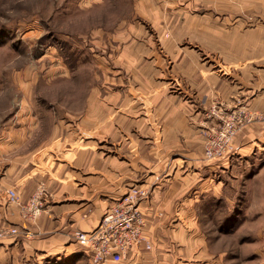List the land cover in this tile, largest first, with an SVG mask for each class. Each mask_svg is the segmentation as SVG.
Returning <instances> with one entry per match:
<instances>
[{"label":"crops","instance_id":"0c3cea01","mask_svg":"<svg viewBox=\"0 0 264 264\" xmlns=\"http://www.w3.org/2000/svg\"><path fill=\"white\" fill-rule=\"evenodd\" d=\"M132 3L141 20L132 17L121 27L119 67L125 66L128 76L117 79L109 122L116 146L125 155L107 159L110 171L103 172L102 147L96 140L81 144L74 162L50 182L53 199L47 200L46 209L34 221L25 217L22 206L0 199V223L9 220L30 232L18 240L0 239V264H17L25 255L58 254L76 246L83 250L72 240L70 229L92 230L110 204L136 182L150 186L141 208L150 220L146 236L152 249H135L127 259L112 264H211L203 250L191 253L187 245L206 242L198 228L226 188L216 179V171L230 169L234 161L248 162L241 158L264 149V120L255 118L264 113V100L261 94L250 99L247 109L254 120L237 133L236 154L218 163L204 162L202 131L209 124L204 108L216 98L230 100L242 89L224 75L225 70L221 75L222 68L253 66L264 57V26L247 24L264 20V0ZM217 37H223L228 51L235 45L240 57L215 59L213 53L221 50ZM247 52L255 56L241 55ZM103 126L100 122L91 128L96 135L89 138H96ZM23 169L18 168V190L28 198L38 180ZM263 172L264 165L256 177Z\"/></svg>","mask_w":264,"mask_h":264},{"label":"rangeland","instance_id":"374dc122","mask_svg":"<svg viewBox=\"0 0 264 264\" xmlns=\"http://www.w3.org/2000/svg\"><path fill=\"white\" fill-rule=\"evenodd\" d=\"M132 2L0 0V187L5 188L0 189L1 200L24 209L43 190L39 196L40 213H43L47 200L53 199L48 191L50 182L74 162L81 144L96 140L97 146L102 147L103 172L110 171L107 159L125 155L116 146L109 122L117 79L128 76L125 66L119 67L120 42H123L120 39L124 38L121 27L132 17L141 20L134 15ZM247 24L264 26V20ZM217 38L221 50L213 53L215 59H234L233 54L236 59L240 57L235 45L228 51L222 45L223 37ZM229 38L237 40V36ZM241 55L255 56L254 52ZM249 65L222 68L221 75L225 70L224 75L237 81L242 89L230 100L216 98L204 108V118L209 121L202 131L205 143L207 134L213 127L218 128L223 119L245 120L238 126L232 140L233 150L227 156L236 154L237 133L254 120L247 109L250 99L261 94L264 100V57ZM123 82L124 87L127 81ZM255 118L264 120V113ZM100 122L104 124L103 132L90 139L89 136L96 135L91 128ZM241 159L248 162L234 161L230 169L216 171V179L226 188L220 202L205 214L202 227L198 228L199 234L206 236V242L187 245V251L193 253L203 250L204 259L211 264H264V172L255 175L264 165V149ZM204 162L209 161L204 159ZM21 167L24 173L31 172L38 180L28 198L18 190ZM10 190L20 195V204L10 199ZM37 216H31V211L25 213L29 221ZM13 227L17 233H7L0 239L18 240L25 236L27 230L18 223L9 220L0 223V229ZM74 230L78 229H70L73 241ZM22 258L17 264H93L84 249L77 246L58 254Z\"/></svg>","mask_w":264,"mask_h":264},{"label":"built area","instance_id":"2783aa9c","mask_svg":"<svg viewBox=\"0 0 264 264\" xmlns=\"http://www.w3.org/2000/svg\"><path fill=\"white\" fill-rule=\"evenodd\" d=\"M244 121L242 118L223 119L218 128L213 127L207 134L204 159L215 161L226 157L233 150L232 140L238 126ZM42 193L43 190L37 192L31 203L24 207L26 214L27 211H31V216L40 214L39 196ZM149 193L150 186L147 184L132 185L107 208L100 222L92 230L72 232L74 241L80 244L93 264L120 262L127 259L130 252L135 249L143 248L146 251L152 249V243L146 236L150 220L141 208L142 201L146 200ZM8 196L12 201L21 203L20 195L16 191L10 190ZM7 233L15 234L17 228L0 229V237ZM28 235L30 232L26 231L25 236Z\"/></svg>","mask_w":264,"mask_h":264}]
</instances>
